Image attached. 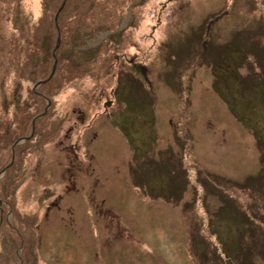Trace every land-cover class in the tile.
<instances>
[{
  "label": "rangeland",
  "instance_id": "obj_1",
  "mask_svg": "<svg viewBox=\"0 0 264 264\" xmlns=\"http://www.w3.org/2000/svg\"><path fill=\"white\" fill-rule=\"evenodd\" d=\"M0 264H264V0H0Z\"/></svg>",
  "mask_w": 264,
  "mask_h": 264
},
{
  "label": "water",
  "instance_id": "obj_2",
  "mask_svg": "<svg viewBox=\"0 0 264 264\" xmlns=\"http://www.w3.org/2000/svg\"><path fill=\"white\" fill-rule=\"evenodd\" d=\"M62 8H63V5L60 7L58 13H60V11L62 10ZM58 13H57V15H58Z\"/></svg>",
  "mask_w": 264,
  "mask_h": 264
},
{
  "label": "bare ground",
  "instance_id": "obj_3",
  "mask_svg": "<svg viewBox=\"0 0 264 264\" xmlns=\"http://www.w3.org/2000/svg\"><path fill=\"white\" fill-rule=\"evenodd\" d=\"M58 38H60V36Z\"/></svg>",
  "mask_w": 264,
  "mask_h": 264
}]
</instances>
